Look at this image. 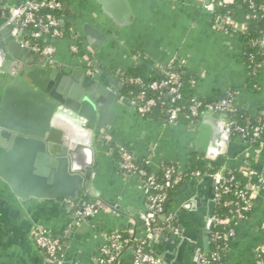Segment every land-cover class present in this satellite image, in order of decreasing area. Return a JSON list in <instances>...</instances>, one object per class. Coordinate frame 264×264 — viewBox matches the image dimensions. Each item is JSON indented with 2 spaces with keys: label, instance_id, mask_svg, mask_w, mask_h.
I'll use <instances>...</instances> for the list:
<instances>
[{
  "label": "crops",
  "instance_id": "1",
  "mask_svg": "<svg viewBox=\"0 0 264 264\" xmlns=\"http://www.w3.org/2000/svg\"><path fill=\"white\" fill-rule=\"evenodd\" d=\"M25 1L7 0L6 6ZM128 2L134 13V22L128 27H119L91 0H65L59 19L68 37L57 42V53L52 59L60 68L89 75L83 61L70 50V43L74 40L94 66L99 67L98 75L90 76L106 86V92H98L97 97L105 107V117L109 123L97 130L93 137L95 162L91 188L88 189L92 196L85 200L87 203L105 202L109 208L91 217L90 225L84 227L85 219L79 217L74 223L77 210H69L62 199L23 202L7 194L5 201L13 205L19 217V220H15L16 225L22 233L18 230L13 243L14 252L0 251V264H45L29 241L26 232L29 219L49 228L62 241L63 264H95L106 236L114 231H126L138 240L143 236L145 224L141 221L146 203L138 188V180L122 169L119 171L117 160L107 155L109 149L101 139L102 133L109 134L114 144L129 146L137 158L151 159L154 169L164 160L173 161L183 169L189 165V157L196 151L197 126L168 124L164 119L143 117L133 111L125 87L122 88L124 82L120 79V73L138 64L158 68L176 62L185 75L194 78L196 95L201 99L213 100L233 93L238 107L252 115L264 113V70L259 88L250 89L248 83L253 75L243 61V36L225 28L224 21H219L222 16L205 8L209 0ZM237 18L246 20L245 17ZM87 24L98 29L104 38L99 40L93 36L90 42L85 29ZM103 72L116 80L118 87L109 82ZM110 92L114 94L113 97H109ZM231 140L246 145L247 149L234 158L221 155L219 162L229 167L250 165L255 171L264 145L258 153L255 146L236 136ZM201 155L204 157L203 153ZM263 177L264 167L257 183H252L260 188L254 197L253 212L248 219L239 223L240 231L223 255L227 264H254L257 247L264 242ZM201 179H187L176 189L174 200L168 207V212L175 214L184 201L194 196L204 197L203 205L199 207L201 214L194 210L185 212L181 217L183 223H188L194 243L181 245L174 264H194L196 249L202 245V226L208 199L199 184ZM85 196L86 192L81 191L80 197L70 199L72 203L65 201L72 209H78L82 207L81 200ZM131 258L132 252L128 250L122 255L121 263L130 264Z\"/></svg>",
  "mask_w": 264,
  "mask_h": 264
},
{
  "label": "water",
  "instance_id": "2",
  "mask_svg": "<svg viewBox=\"0 0 264 264\" xmlns=\"http://www.w3.org/2000/svg\"><path fill=\"white\" fill-rule=\"evenodd\" d=\"M91 1L119 27H128L134 22L128 0ZM6 5L7 0L0 1V251L12 253L15 250L13 243L21 230L15 221L19 217L13 205L5 201L6 195L11 194L23 202L62 199L69 210L76 211L67 205L65 199H76L84 191L86 196L81 204L85 206V199L92 196L88 189L91 188L95 162L93 137L109 121L105 117V107L97 97L98 92H106V86L90 75L60 68L52 59L23 46V30L18 32V38L13 35L17 22L10 20L9 13L10 8L19 4ZM65 6L69 7V4L65 3ZM219 21L223 18L220 17ZM85 29L90 42L93 36L99 40L104 38L98 29L89 24L85 25ZM103 75L118 87L116 80L106 72ZM123 87L126 88L125 83ZM113 96L110 92L109 97ZM127 100L130 104L128 97ZM229 120L230 115L226 113H203L196 129V151L203 153L206 159L216 161L221 155L234 158L246 150V145L231 140L233 135ZM107 155L115 158L110 152ZM117 163L120 171L118 160ZM263 167L264 148L252 176L253 184L259 180ZM199 184L204 188L208 201L202 226V245L196 249L194 264H199L201 253L209 255L211 251L216 215L214 177L207 173ZM203 199L199 195L184 201L174 214L172 228L145 240L153 253L163 259V264H174L181 245L194 243L188 223H183L181 217L185 212L194 210L201 214L199 207L203 205ZM167 213L168 208L161 220H165ZM77 219L79 216L74 223ZM90 220L83 221L84 227L90 225ZM141 223L144 224V221ZM37 227L54 235L49 228L29 219V228L26 229L29 241L45 263V255L32 237ZM175 229L179 230V234L175 233ZM167 243L169 245L165 248Z\"/></svg>",
  "mask_w": 264,
  "mask_h": 264
},
{
  "label": "built area",
  "instance_id": "3",
  "mask_svg": "<svg viewBox=\"0 0 264 264\" xmlns=\"http://www.w3.org/2000/svg\"><path fill=\"white\" fill-rule=\"evenodd\" d=\"M234 0H209L205 8L210 12H218L225 4L232 3ZM248 3L250 8L256 6L255 0H244ZM63 2L60 0H27L19 5L9 9L10 20H15L17 25L12 33L18 38V32L23 30V40L21 44L33 52L40 54L43 57L53 59L57 53V42L65 39L67 33L62 29L60 19L56 11L63 9ZM264 12V6H261ZM225 26L231 27L230 31L244 32L248 25L245 21L239 20L235 15L229 11L221 15ZM264 45V38L260 41ZM70 50L72 53L77 54L83 61L87 73L89 75H98L99 71L96 70L93 62L90 60L86 53H82V49L76 41L70 43ZM260 70H264L263 65L258 64ZM166 77L162 80H154L149 84L139 77H129L125 84L131 83L138 85L140 91L137 94L131 92L128 97L133 111L139 115L146 117L158 105H163L162 97L165 96L169 99L166 106L165 123L177 124L178 118L182 111V107L177 105V100L182 96V79L178 72L165 70ZM252 73V71H251ZM253 75V73H252ZM148 92H156V96H149ZM190 113L195 118H198L201 113L212 111L215 113H226L230 115L229 126L233 136L240 138L242 141L255 146L259 153L264 145V128L260 125H240L233 116L237 113L238 108L234 103V94L228 93L227 95L215 100H197L189 108ZM199 121L192 122L193 126H197ZM101 139L106 143L109 152L113 154L112 148L114 143L111 141V136L107 133L101 134ZM118 147V161L120 162L121 169L131 176H135L138 180V188L145 198V211L143 221L145 224V231L141 240L152 239L165 231L172 228L174 223V214L168 212L165 220H161L166 209V203L169 198V192L180 185L187 176L198 177L202 174L200 171H193L187 174L186 169L181 168L175 162L171 165L165 166L162 161L157 168L151 166V159L141 158L146 166H141L137 163L135 154L126 145L116 144ZM220 164L222 167L219 171L211 174L214 177V190L216 195V215H215V229L221 223V219L217 214V204L224 193L229 192V187L225 184L224 170L229 167L219 160L212 161ZM242 169V173L252 177L254 170L250 165ZM241 167V166H240ZM159 174H162L160 177ZM207 174V173H206ZM264 182V177L261 179ZM248 194L243 191L238 192L240 199L239 206L235 210L237 217L241 222L248 219L245 216L246 211H250L254 206V197L259 193L260 188L257 185L248 187ZM67 202L72 203L70 199H65ZM234 204L232 200H226L225 205L230 206ZM109 207L101 201H90L85 206L77 209V215L81 219L91 218L97 215L101 210L108 209ZM239 222V223H241ZM238 223V225H239ZM214 229L211 235V245L216 244L218 241H228L236 232L233 229L220 233ZM175 233L179 234V230L175 229ZM33 239L39 249L45 255V264H63V245L62 241L50 235V233L42 228L37 227L33 232ZM138 239L131 234H123L119 231H114L106 236V240L100 248L99 255L95 264H122V255L127 250L132 252L130 264H163V259L155 253L145 251L140 244L133 245ZM146 242V241H145ZM227 247L221 248L218 252L210 251L209 255L201 253L199 264H209L210 261L216 263L223 260V255ZM264 251V245H263ZM254 264H262L260 259V252L257 251Z\"/></svg>",
  "mask_w": 264,
  "mask_h": 264
},
{
  "label": "trees",
  "instance_id": "4",
  "mask_svg": "<svg viewBox=\"0 0 264 264\" xmlns=\"http://www.w3.org/2000/svg\"><path fill=\"white\" fill-rule=\"evenodd\" d=\"M64 2L65 0H60ZM256 6L254 8H250L248 3L244 0H234L232 3L225 4L221 7V9L217 12V14L222 15L225 12L229 11L231 14L236 17H248L246 20L248 25L247 29L244 32H241L244 42H245V50L243 54V61L246 66L252 71L253 77L248 83V87L252 90H257L260 86V77L262 70H260L257 65L261 64L264 67V45L260 44L261 39L264 38V12L261 6H264V0H255ZM62 9L60 11H56L55 14L60 15ZM225 28L231 30V27L226 25ZM82 53H84L82 51ZM99 67H96V70L99 71ZM165 70L176 71L180 74L182 79V96L177 100V105L182 107V111L178 118V124L183 126H193L191 123L196 122L201 119L202 113L198 118H195L190 113V106H192L197 100H207L201 99L196 95L195 86H194V78L185 75L182 70L179 68L178 63L168 64L162 67H152L147 64H138L131 70L120 73V79L123 82H126L129 77H141L145 83L149 84L154 80H162L166 77ZM125 91L129 95L131 92L137 94L140 91V87L138 85H133L131 83L126 84ZM149 96H156V92H148ZM164 102L163 105L156 106L151 113H149L146 117L152 119H164L166 118V106L169 103V99L165 96L162 97ZM215 100V99H213ZM236 104V101L234 100ZM237 106V105H236ZM237 113L233 116L240 125H260L264 128V113H259L257 115H252L249 111L238 107ZM127 146V145H126ZM131 151L132 149L127 146ZM113 155L116 159H118V147L114 144L112 148ZM137 163L141 166H146L145 162L142 159H136ZM173 161L165 160L163 164L165 166L171 165ZM178 165V164H177ZM222 166L216 162H212L205 157H202L199 151H193L189 157V165L186 168L187 174L193 171H200L202 174H213ZM245 166L241 167H226L224 170V177L226 179V185L229 187V192L224 193V195L220 198L217 204V214L221 219V223L216 226V232H226L229 229H233L236 232V235L233 236L228 241H218L216 244L211 245L212 252H218L221 248L228 247L231 242L238 235L240 229L238 227V223L241 222L240 218L237 217L235 210L239 206L240 199L238 196L239 191L246 192L248 194V187L252 185L251 177L242 173V169ZM162 174H159L160 177ZM202 175L196 177L200 179ZM192 177L187 176V178L177 187L172 189L169 192V198L166 203V208H168L174 200V193L177 188H179L187 179ZM226 200H232L234 204L230 206L225 205ZM253 212V209L245 212L246 217H250ZM123 234H128L126 231H119ZM140 244L143 246L145 251L152 252L150 246L143 240L139 239L137 242L133 243V245ZM264 242H262L258 247L257 251L260 252V259L262 260V264H264V251H263ZM127 251V250H126ZM125 251V252H126ZM209 264H216L210 261ZM217 264H227L225 260H220Z\"/></svg>",
  "mask_w": 264,
  "mask_h": 264
}]
</instances>
